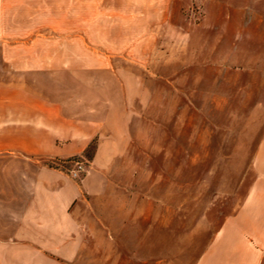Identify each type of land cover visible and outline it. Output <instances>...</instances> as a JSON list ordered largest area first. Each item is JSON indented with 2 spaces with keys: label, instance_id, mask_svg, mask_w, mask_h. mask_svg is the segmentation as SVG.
Wrapping results in <instances>:
<instances>
[{
  "label": "rangeland",
  "instance_id": "obj_1",
  "mask_svg": "<svg viewBox=\"0 0 264 264\" xmlns=\"http://www.w3.org/2000/svg\"><path fill=\"white\" fill-rule=\"evenodd\" d=\"M164 4L170 23L145 63L133 55L104 57L115 70L110 79H125L129 93L137 90L130 120L137 143L125 149L120 142L129 135L119 134L121 141L100 155L105 166L97 169L109 181L103 190L110 197L89 198V205L105 227L102 238L78 256L71 254L77 243L10 238L14 244L0 250L28 256L0 264H196L243 202L264 136V0ZM95 57L72 59L81 65ZM118 131L129 133L125 124ZM84 152L33 159L79 181L91 167ZM76 163L84 171L73 178Z\"/></svg>",
  "mask_w": 264,
  "mask_h": 264
},
{
  "label": "crops",
  "instance_id": "obj_2",
  "mask_svg": "<svg viewBox=\"0 0 264 264\" xmlns=\"http://www.w3.org/2000/svg\"><path fill=\"white\" fill-rule=\"evenodd\" d=\"M165 1L0 0L1 248L12 246V238H45L63 241L60 247L77 243L71 254L78 256L102 238L105 227L89 205V198L110 197L103 190L109 181L97 169L105 166L100 155L113 140H122L125 149L137 143L130 121L137 90L129 93L125 79H110L115 70L104 57L133 55L145 63L170 23ZM88 54L97 56L96 63L72 59ZM123 124L129 133L118 131ZM119 134L129 136L120 140ZM94 139L91 167L79 181L33 159L80 155ZM251 172L243 202L196 264H264V136ZM24 256L26 251L0 250L2 262Z\"/></svg>",
  "mask_w": 264,
  "mask_h": 264
},
{
  "label": "trees",
  "instance_id": "obj_3",
  "mask_svg": "<svg viewBox=\"0 0 264 264\" xmlns=\"http://www.w3.org/2000/svg\"><path fill=\"white\" fill-rule=\"evenodd\" d=\"M95 143H96V140L94 139L91 143H90V145H89V147H91V153L89 152V150L87 149L84 153H83V156H84V158L88 161V162H90L91 160H92V157H93V154H94V151H95Z\"/></svg>",
  "mask_w": 264,
  "mask_h": 264
},
{
  "label": "built area",
  "instance_id": "obj_4",
  "mask_svg": "<svg viewBox=\"0 0 264 264\" xmlns=\"http://www.w3.org/2000/svg\"><path fill=\"white\" fill-rule=\"evenodd\" d=\"M84 171L81 163H76V169L72 172V177L76 178L78 174Z\"/></svg>",
  "mask_w": 264,
  "mask_h": 264
}]
</instances>
